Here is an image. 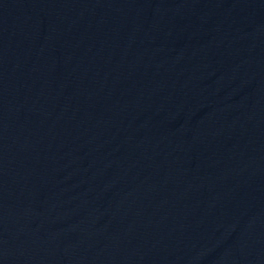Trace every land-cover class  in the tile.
Masks as SVG:
<instances>
[{"label":"water","instance_id":"water-1","mask_svg":"<svg viewBox=\"0 0 264 264\" xmlns=\"http://www.w3.org/2000/svg\"><path fill=\"white\" fill-rule=\"evenodd\" d=\"M0 264H264V0H0Z\"/></svg>","mask_w":264,"mask_h":264}]
</instances>
